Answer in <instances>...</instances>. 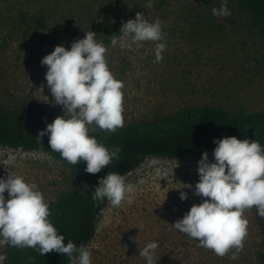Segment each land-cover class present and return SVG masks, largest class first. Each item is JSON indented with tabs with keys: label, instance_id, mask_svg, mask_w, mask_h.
Segmentation results:
<instances>
[{
	"label": "rangeland",
	"instance_id": "rangeland-1",
	"mask_svg": "<svg viewBox=\"0 0 264 264\" xmlns=\"http://www.w3.org/2000/svg\"><path fill=\"white\" fill-rule=\"evenodd\" d=\"M64 1L57 17L48 20V31L0 30V108L41 104L53 120L64 117L63 106L55 103L47 86V66L41 61L57 46L70 50L73 42L92 31L107 48L111 73L123 83V127L208 106L228 113L242 108L264 112V40L233 0H226L231 13L226 17L212 13L225 0H154L151 8L146 7L148 0H90L105 11L95 23L89 21V0ZM138 12L149 22L160 21L161 41L142 42L129 50L113 47L99 36L100 26L122 28ZM155 43L166 46L160 62H155ZM88 127L89 134L102 131L94 124ZM207 155L209 162H215L212 153ZM202 158H152L125 177L134 188L133 202L115 208L108 203L99 216L96 237L88 246L91 264H146L139 252L149 242L159 245L155 264L166 255L171 264H255L261 239L250 209L243 213L248 228L242 250L231 248L224 256L173 227L193 205L208 199L194 191ZM9 172L37 185L46 203L83 190L73 172L53 157L0 147V178ZM181 192L187 193V200H181ZM4 196L10 198L7 192ZM2 250L0 245V255Z\"/></svg>",
	"mask_w": 264,
	"mask_h": 264
},
{
	"label": "clouds",
	"instance_id": "clouds-1",
	"mask_svg": "<svg viewBox=\"0 0 264 264\" xmlns=\"http://www.w3.org/2000/svg\"><path fill=\"white\" fill-rule=\"evenodd\" d=\"M153 3L148 0L146 7H153ZM212 13L217 17L230 15L226 0ZM95 37L96 33L87 32L84 39L71 44L70 50L57 46L41 61L42 66H47V86L55 103L63 106L65 116L57 117L39 135H47L51 150L69 164L85 163L89 174L107 168L119 158L121 149L106 148L89 134L88 126L94 124L115 132L124 124L123 83L114 78L106 61L107 48ZM162 39L160 21L149 22L138 12L135 19L123 23L118 35L112 36L111 45L133 50L142 42ZM165 47L155 43V62L163 59ZM213 143L217 145L212 153L215 162H209L207 153L203 155L194 189L197 196L208 199L193 205L173 227L197 240L201 247L224 256L231 248H243L248 228V221L243 218L246 209L255 206L258 216L264 218V149L257 140L236 137L215 139ZM98 184L92 192L94 201L102 203L107 199L113 208L124 201L133 202V185L119 173L109 172ZM5 192L10 197L7 200ZM180 198L187 200V193L181 192ZM50 214L37 185L27 183L14 172L0 178V245L33 248L41 256L51 252L66 254L70 264H91L89 247H77L72 240L65 245V236L53 226ZM158 247L157 242H149L140 250L146 264H155ZM5 259L0 255V264Z\"/></svg>",
	"mask_w": 264,
	"mask_h": 264
},
{
	"label": "trees",
	"instance_id": "trees-1",
	"mask_svg": "<svg viewBox=\"0 0 264 264\" xmlns=\"http://www.w3.org/2000/svg\"><path fill=\"white\" fill-rule=\"evenodd\" d=\"M94 1V0H93ZM199 1V0H193ZM74 0H65L70 4ZM234 6L248 17L249 24L264 40V0H233ZM61 0H0V30L6 27L24 30V33L48 31L49 19L61 12ZM102 11L89 0V21ZM66 26V25H65ZM121 28L111 24L99 27L98 34L107 44ZM54 120L41 104L21 108H0V147L24 149L49 155L62 162L76 176L80 192L67 193L56 201L48 202L49 220L65 236V245L72 240L77 247L89 246L97 234L98 219L107 208L92 199V192L98 181L109 172L127 177L139 169L148 159L162 158L183 160L202 157L213 153L215 139L236 137L239 140H257L264 149V112H249L238 109L228 113L221 108L208 106L187 109L150 122H132L115 132L102 130L90 133L109 150L120 148L118 159H113L100 173L89 174L86 164H69L58 152L51 150L48 136L40 137L48 124ZM40 139V140H39ZM252 222L260 236V243L254 256L255 264H264V218L250 209ZM3 264H70L66 254L51 252L41 256L33 248H18L3 245ZM160 264H171L168 256Z\"/></svg>",
	"mask_w": 264,
	"mask_h": 264
}]
</instances>
